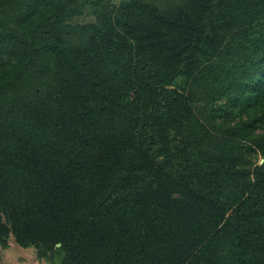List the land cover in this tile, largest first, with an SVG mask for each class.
<instances>
[{"label":"trees","instance_id":"16d2710c","mask_svg":"<svg viewBox=\"0 0 264 264\" xmlns=\"http://www.w3.org/2000/svg\"><path fill=\"white\" fill-rule=\"evenodd\" d=\"M10 239L48 264H264V0H0Z\"/></svg>","mask_w":264,"mask_h":264},{"label":"crops","instance_id":"0c3cea01","mask_svg":"<svg viewBox=\"0 0 264 264\" xmlns=\"http://www.w3.org/2000/svg\"><path fill=\"white\" fill-rule=\"evenodd\" d=\"M31 248H23L16 244L13 239L9 240L8 246L0 249V264H48L39 260Z\"/></svg>","mask_w":264,"mask_h":264},{"label":"rangeland","instance_id":"374dc122","mask_svg":"<svg viewBox=\"0 0 264 264\" xmlns=\"http://www.w3.org/2000/svg\"><path fill=\"white\" fill-rule=\"evenodd\" d=\"M118 1L119 0H117L115 3H118ZM93 19V17L92 16H87V17H83V16H80V17H78L76 20H79V21H83V20H92ZM261 160H263L262 158H259V163H261ZM0 249H2V251L5 249V248H1L0 247ZM31 249H33V248H31ZM30 249V250H31ZM34 250V249H33ZM34 252H35V250H34ZM47 263V262H46Z\"/></svg>","mask_w":264,"mask_h":264},{"label":"water","instance_id":"95a60500","mask_svg":"<svg viewBox=\"0 0 264 264\" xmlns=\"http://www.w3.org/2000/svg\"><path fill=\"white\" fill-rule=\"evenodd\" d=\"M114 2H116L117 0H113ZM263 160H261V162H262Z\"/></svg>","mask_w":264,"mask_h":264}]
</instances>
